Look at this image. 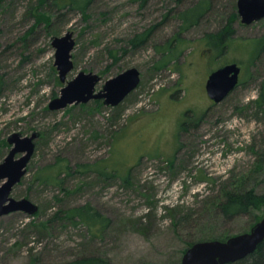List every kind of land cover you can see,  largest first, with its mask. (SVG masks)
I'll use <instances>...</instances> for the list:
<instances>
[{
    "label": "rangeland",
    "instance_id": "rangeland-1",
    "mask_svg": "<svg viewBox=\"0 0 264 264\" xmlns=\"http://www.w3.org/2000/svg\"><path fill=\"white\" fill-rule=\"evenodd\" d=\"M199 1H209L208 13L181 34L177 59L159 67L157 47L179 31L177 13ZM236 2L90 0L82 13L56 10L51 0H0V163L11 149L10 134L39 133L26 174L11 192L38 211L0 218V264H74L88 257L181 264L189 243L247 233L263 218L262 208L227 221L211 207L229 190L264 196V103L258 101L264 43L252 53L254 42L264 41V19L244 25L238 18L224 51L213 53L202 42L237 10ZM69 31L75 47L67 81L93 73L101 78L99 91L129 68L140 72L138 87L121 104L48 109L64 86L52 39ZM146 31V43L129 47ZM233 63L241 67L238 86L214 104L206 80ZM85 205L105 220L102 226L51 220Z\"/></svg>",
    "mask_w": 264,
    "mask_h": 264
},
{
    "label": "water",
    "instance_id": "water-1",
    "mask_svg": "<svg viewBox=\"0 0 264 264\" xmlns=\"http://www.w3.org/2000/svg\"><path fill=\"white\" fill-rule=\"evenodd\" d=\"M237 15L240 23L250 25L264 19V0H237ZM54 66L58 71L59 81L64 84L60 95L50 101L48 109L59 111L69 105L87 104L90 101H102L105 106L116 107L128 97L140 83V72L129 68L104 82L96 91L101 78L93 73L79 72L72 80L67 76L74 69L72 51L75 41L72 32L61 37H54ZM241 67L229 64L213 71L205 83L208 98L219 104L238 86ZM39 133L29 136L20 133L10 134L6 141L11 146L8 154L0 163V218L11 213L22 212L30 216L38 211V206L26 198L14 199L12 189L26 174V167L35 151V140ZM16 155H20L16 158ZM264 241V206L263 218L255 223L249 232L231 236L224 241L206 240L192 244L183 254L181 264H230L252 254Z\"/></svg>",
    "mask_w": 264,
    "mask_h": 264
},
{
    "label": "trees",
    "instance_id": "trees-1",
    "mask_svg": "<svg viewBox=\"0 0 264 264\" xmlns=\"http://www.w3.org/2000/svg\"><path fill=\"white\" fill-rule=\"evenodd\" d=\"M134 2L140 1L141 5L144 4L146 0H133ZM90 0H51V6L55 7L56 10H63L66 8L79 10L83 13L86 9L87 4ZM210 9L209 1H199L182 11L177 13V18L180 21V28L177 33L172 37V39L162 45L161 47H157L162 54V62L159 67H167L171 65L173 61L177 59L180 55V44H181V34L191 27L198 25L201 20L205 17ZM237 10L230 13L226 22L223 26L216 32L206 33L204 38H202V42L208 47L207 49L211 52H215L221 49L225 50L228 42L234 37L235 30L233 28V23L238 20ZM149 32L146 31L143 34H139L133 39L130 40L129 47L135 49L146 43L149 37ZM255 48L252 50L255 56L261 52V46L264 43L263 40H256L254 42ZM263 48V46H262ZM2 83L0 81V97L2 96ZM258 101L260 104L264 103V84L262 85L261 93L258 96ZM98 102V101H95ZM262 159H264V152L262 154ZM222 198L212 204L213 210L219 214L224 220H231L238 216H247L252 212L261 211L264 206V196L255 193L253 190H229L225 191L222 194ZM197 196V195H196ZM211 205V204H209ZM63 219L69 220L73 223L79 222L90 228L98 225H103L105 221L99 213L90 209L89 206H80V207H71L62 212V216L59 217L58 214L55 213L54 217L51 219ZM50 220V221H51ZM49 221V222H50ZM260 221V220H259ZM42 229V228H41ZM229 236H220L213 237V239H218L220 241H224L228 239ZM210 237H202L199 238L198 241H193L189 243V245L194 244L195 242H199V240H213ZM35 264V263H30ZM74 264H110L108 261L99 258V257H88L82 261H76ZM230 264H264V241L260 243L256 250L248 255L247 257L239 260L235 263Z\"/></svg>",
    "mask_w": 264,
    "mask_h": 264
}]
</instances>
